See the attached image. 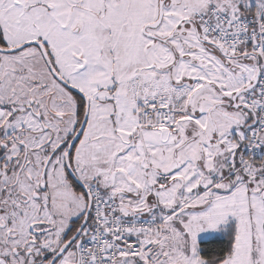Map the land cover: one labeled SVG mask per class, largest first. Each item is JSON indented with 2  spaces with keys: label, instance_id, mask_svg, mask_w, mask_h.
Segmentation results:
<instances>
[{
  "label": "snow or ice",
  "instance_id": "obj_1",
  "mask_svg": "<svg viewBox=\"0 0 264 264\" xmlns=\"http://www.w3.org/2000/svg\"><path fill=\"white\" fill-rule=\"evenodd\" d=\"M0 264H264V0H0Z\"/></svg>",
  "mask_w": 264,
  "mask_h": 264
}]
</instances>
